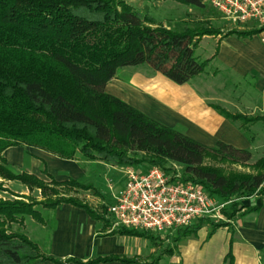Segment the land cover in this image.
<instances>
[{
  "label": "trees",
  "instance_id": "1",
  "mask_svg": "<svg viewBox=\"0 0 264 264\" xmlns=\"http://www.w3.org/2000/svg\"><path fill=\"white\" fill-rule=\"evenodd\" d=\"M177 1L197 8L207 5L206 0ZM219 33L203 26L169 28L128 0H0V177L43 188L37 176L16 171L2 155L9 147L31 145L68 159L131 167L147 163L168 174L176 170L167 165L177 164L183 182L192 181L212 197L230 201L223 210L226 216L233 218L244 207L247 212L258 210L264 202L248 208L241 199L264 195V156L254 164L256 173L225 174L205 165L206 158L246 164L252 151L222 140L208 146L106 91L121 67L143 64L177 84L190 82L210 63L196 55L200 37ZM232 33L249 36L255 31L228 32ZM217 109L232 121H264V116ZM66 184L91 187L74 180ZM64 202L83 205L64 196L53 201L0 199V264L60 262L9 227L39 214L37 205L56 208ZM207 224L215 230L228 223L200 218L177 229L175 240ZM119 231L153 234L138 228Z\"/></svg>",
  "mask_w": 264,
  "mask_h": 264
},
{
  "label": "crops",
  "instance_id": "2",
  "mask_svg": "<svg viewBox=\"0 0 264 264\" xmlns=\"http://www.w3.org/2000/svg\"><path fill=\"white\" fill-rule=\"evenodd\" d=\"M243 26L249 28L253 25ZM244 28L237 31L255 33L249 36L236 33L219 35L212 39L214 52L205 59L210 60L209 67H216L215 75L230 72L239 79H251L250 85L255 94L249 101L252 105L253 100H256V104L250 107V112L255 116H264L261 114L264 112V44L256 28ZM209 77H206L208 83L211 82ZM161 81L167 80L162 76L149 79L139 74L130 80H118L116 75L107 84L106 91L146 111L144 113L147 115L149 113L163 120L166 125L184 126L186 134L204 140L208 146L225 140L239 148H257L258 138H246L242 126L223 116L218 106L210 103L214 97L200 91L197 83L190 81L181 84L182 90L174 96L161 86ZM199 81L203 82L205 78ZM262 122L254 121L251 124L256 127ZM230 135L233 139H229ZM2 155L8 165L18 172H26L40 179L38 173L41 172L53 182L74 180L91 186L89 189L79 187L81 190L93 191L92 194L87 193L85 199L78 200L83 205L64 202L56 208H47L51 215L50 228L47 229L41 221L40 238L28 237L39 242L45 241V253L60 262L44 260L39 264H83L108 257L118 259L92 264H264V204L258 210L243 213L215 230L208 224L204 225L196 233L179 241L175 237L169 238L176 230L151 236L123 234L119 231L121 227L116 226L108 214L105 217L101 211L107 209L108 203L114 201V194L124 186L127 166L103 160L82 161L80 157L63 158L31 145L9 147ZM1 181L21 182L0 177ZM26 188L31 191L27 185ZM36 201L42 199L37 198ZM160 237L163 239L161 243Z\"/></svg>",
  "mask_w": 264,
  "mask_h": 264
},
{
  "label": "rangeland",
  "instance_id": "3",
  "mask_svg": "<svg viewBox=\"0 0 264 264\" xmlns=\"http://www.w3.org/2000/svg\"><path fill=\"white\" fill-rule=\"evenodd\" d=\"M128 1L138 9L154 16L159 23L175 30H181L183 26L188 25L192 28H200L203 26L204 28L221 31V33L219 34L204 35L200 37L199 46L196 50V55L200 59H205L207 58L208 55L214 52L213 47H215V44L212 41V39L214 40L218 38L219 35H223L232 30H237L242 27L244 28L243 26L244 24L233 23L225 19L212 5L208 4L209 1L207 0H206L207 5L205 8H197L188 4L181 3L177 0H128ZM249 28L252 29L255 28V26H251ZM249 28L246 26L244 29L249 30ZM214 73L216 74V67L214 65H211L210 67L208 66L204 72L193 78L191 82L197 83V86L200 88V91L205 92L208 96L212 95L214 97L213 99H210V103H213V105H216L219 108L227 110L231 113L240 114L246 117L255 116L252 115L253 112H250V107H254L253 104H256L255 103L256 100H253L252 105H250L251 103L249 101L250 97L255 94L254 92H252V86L250 85L251 79L250 80L239 79L237 77H234L230 72L229 73L225 72L223 74H218V75H215ZM137 74H139V76L149 79H153L156 76L164 77L167 81L165 82L161 81L159 83L160 84L163 83L161 86L166 87L169 91L172 92L173 95L177 94L179 91L182 90L181 84H177L174 81L170 80L162 73L152 69L148 64L121 67L117 72V79L130 80L134 75ZM206 77H209V79H211L210 83L207 82L208 78ZM201 78H205V81L203 82L199 81V79ZM216 97L221 99H216ZM177 102L179 103L180 101L178 100ZM257 103L259 102L257 101ZM153 106L156 107V104L153 103ZM151 108L153 109V107ZM147 111L151 112L149 110ZM261 114H264V112H261ZM148 115L166 124V122H164L163 120L156 118L155 116L149 113ZM251 123H246L244 120H238L235 123L236 125L242 126L241 130L243 134L246 136V138H249L250 136L251 137L255 136L258 138L257 148H255V150H251L253 153V158L249 163L239 164V163H233L232 161H226V160L221 161L208 156L205 160V165L213 167L215 169H219L221 172L228 175L239 174V173L240 174L256 173V168L254 167V164L259 158L264 156V122L259 123L258 125H256V127H254V125H252ZM174 127L183 132H185L186 130L184 126L180 124L175 125ZM231 135H233V133H231ZM231 135L229 136V139H233L232 138L233 136ZM191 136L202 141L203 143H207L204 140L197 138L196 136L193 135ZM140 156H144V154H140ZM80 158H81L80 160L85 161L83 157ZM167 166L168 168L172 167L176 171L182 170V167L179 165H178L179 169H176L175 164H168ZM137 168L146 170L149 168V165L145 163ZM38 175H40L41 177V179L40 178L39 179L43 183V188H37V187L30 188L31 191H29L26 188V185H24L21 182L14 181L12 183H9L7 181H1L0 199L3 200L27 199L28 201H35L37 198H41L44 201H53L58 199L60 196H64L66 198L72 197L81 201V199L83 200L86 198L87 193H91V194L93 193V191L81 190L79 187L74 185H69L60 182H53L45 174H41V172L38 173ZM215 199L218 202H222L221 199H217V198ZM241 201L246 206H248V208H251L254 205H259L262 202H264V195L258 194L251 198H243L241 199ZM228 206L229 205L225 206L224 209L227 208ZM37 208L39 209V214L33 216H27L25 220L21 223L10 224L9 230L16 233H22L27 236L31 235L33 238H40L42 225H43L41 221L45 223L47 229L50 228L51 215L49 209H47L46 207L42 205H37ZM107 209L101 211L105 217L108 214ZM247 210H248L247 207H244L239 211V213H237L235 217L230 218L227 216V218L228 220L230 219L232 221L235 218H237L239 215L246 213ZM110 220L113 221L112 218H110ZM166 236L168 237L169 235L166 234ZM175 236L176 235L174 234L173 236L171 235L169 238L171 239L174 238ZM32 240L38 244L41 252L45 253V249H46L45 241L39 242L34 239ZM162 241L163 239L162 237H160L159 242L161 243Z\"/></svg>",
  "mask_w": 264,
  "mask_h": 264
},
{
  "label": "built area",
  "instance_id": "4",
  "mask_svg": "<svg viewBox=\"0 0 264 264\" xmlns=\"http://www.w3.org/2000/svg\"><path fill=\"white\" fill-rule=\"evenodd\" d=\"M225 19L251 24L264 44V0H207ZM176 169L179 166L175 164ZM126 181L108 203L116 226L164 234L191 225L200 218L230 222L223 214L230 201L218 202L201 185L182 181V172L168 174L159 166L146 170L127 166Z\"/></svg>",
  "mask_w": 264,
  "mask_h": 264
}]
</instances>
